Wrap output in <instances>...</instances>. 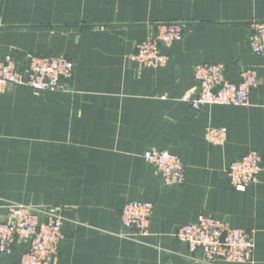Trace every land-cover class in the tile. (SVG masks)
I'll use <instances>...</instances> for the list:
<instances>
[{"label": "crops", "instance_id": "1", "mask_svg": "<svg viewBox=\"0 0 264 264\" xmlns=\"http://www.w3.org/2000/svg\"><path fill=\"white\" fill-rule=\"evenodd\" d=\"M170 21L184 24L183 38L162 48L164 67L128 59L156 23ZM251 21H264V0H0V53L74 61L62 90L0 91V220L10 203L60 206L58 264H188L200 251L175 232L211 215L251 233L253 261L242 264H264V58L246 47ZM203 62L224 64L232 81L253 67L249 105L183 101ZM210 125L226 127L223 145L205 141ZM151 147L181 158V186L162 184L143 158ZM252 149L262 154L259 181L236 191L227 163ZM136 199L154 211L148 233L133 237L119 212ZM24 249L15 244L0 264H17Z\"/></svg>", "mask_w": 264, "mask_h": 264}, {"label": "built area", "instance_id": "2", "mask_svg": "<svg viewBox=\"0 0 264 264\" xmlns=\"http://www.w3.org/2000/svg\"><path fill=\"white\" fill-rule=\"evenodd\" d=\"M184 24L177 21L156 23L152 33L137 41L128 59L141 68L164 67L169 58L162 52L183 38ZM253 54L264 58V21H251L245 39ZM74 61L52 53L19 56L14 52L0 53V91L9 86H29L37 91H58L72 79ZM195 89L184 94L183 101L193 109L206 105L248 106L249 96L259 84L253 67L240 70L237 80L226 76L222 63H197L192 68ZM227 129L208 126L204 139L210 145H223ZM144 160L153 168L162 184L181 186L185 181L186 165L181 158L166 149L151 147L144 151ZM262 154L249 150L227 163L226 174L236 191L259 181ZM0 220V256L13 250L15 244L25 245L17 264H58L63 239L61 207L34 208L19 203L7 205ZM154 204L144 199L128 200L119 215L126 235L138 237L148 233ZM175 236L185 243L189 252L200 251L199 257L188 264H242L253 261L254 240L250 232L232 228L226 220L200 215L195 221L181 224Z\"/></svg>", "mask_w": 264, "mask_h": 264}]
</instances>
